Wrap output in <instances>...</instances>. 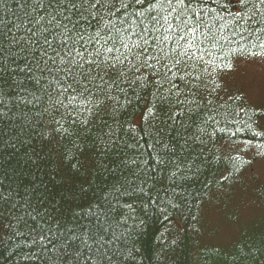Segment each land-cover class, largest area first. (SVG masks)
Listing matches in <instances>:
<instances>
[{
    "label": "trees",
    "instance_id": "trees-1",
    "mask_svg": "<svg viewBox=\"0 0 264 264\" xmlns=\"http://www.w3.org/2000/svg\"><path fill=\"white\" fill-rule=\"evenodd\" d=\"M27 2L0 0V264H60L49 241L96 224L93 213L111 264H264L262 41L237 37L217 51L201 85L204 95L220 86L214 102L181 135L158 134L131 92L114 111L83 105L69 116L47 84L20 86L10 41L30 27Z\"/></svg>",
    "mask_w": 264,
    "mask_h": 264
},
{
    "label": "snow or ice",
    "instance_id": "snow-or-ice-1",
    "mask_svg": "<svg viewBox=\"0 0 264 264\" xmlns=\"http://www.w3.org/2000/svg\"><path fill=\"white\" fill-rule=\"evenodd\" d=\"M21 7L30 9L24 12L30 27L10 41L21 53H12L23 63L16 66L24 77L21 87L47 84L49 98L55 93L69 116L83 105L89 106L85 111H114L121 95L132 103L131 92L147 102L150 121L160 122L158 134L168 129L181 135L198 110L214 102L208 96L220 86L204 95L201 85L225 44L254 37L264 50V27H256L264 26V0H28ZM6 39L0 36V45ZM258 127L264 131V121ZM259 155L264 161V151ZM93 215L96 224H74L60 233L58 245L49 241L60 264H111L101 251L108 229Z\"/></svg>",
    "mask_w": 264,
    "mask_h": 264
},
{
    "label": "rangeland",
    "instance_id": "rangeland-1",
    "mask_svg": "<svg viewBox=\"0 0 264 264\" xmlns=\"http://www.w3.org/2000/svg\"><path fill=\"white\" fill-rule=\"evenodd\" d=\"M258 69H260L259 67L257 68V65H255L254 67H253V71H258Z\"/></svg>",
    "mask_w": 264,
    "mask_h": 264
}]
</instances>
